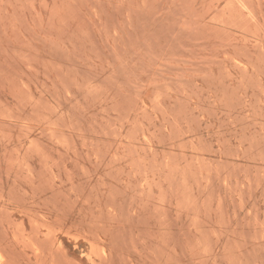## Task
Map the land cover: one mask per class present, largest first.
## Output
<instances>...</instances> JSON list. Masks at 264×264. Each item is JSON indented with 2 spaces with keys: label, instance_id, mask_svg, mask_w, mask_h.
Returning <instances> with one entry per match:
<instances>
[{
  "label": "rangeland",
  "instance_id": "1",
  "mask_svg": "<svg viewBox=\"0 0 264 264\" xmlns=\"http://www.w3.org/2000/svg\"><path fill=\"white\" fill-rule=\"evenodd\" d=\"M0 264H264V0H0Z\"/></svg>",
  "mask_w": 264,
  "mask_h": 264
},
{
  "label": "bare ground",
  "instance_id": "2",
  "mask_svg": "<svg viewBox=\"0 0 264 264\" xmlns=\"http://www.w3.org/2000/svg\"><path fill=\"white\" fill-rule=\"evenodd\" d=\"M59 247V246H58ZM56 250V249H55Z\"/></svg>",
  "mask_w": 264,
  "mask_h": 264
}]
</instances>
